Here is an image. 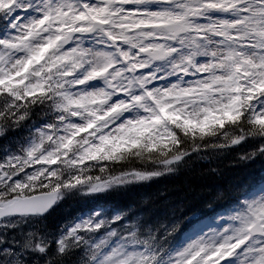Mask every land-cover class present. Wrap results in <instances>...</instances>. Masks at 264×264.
<instances>
[{
  "label": "snow or ice",
  "instance_id": "snow-or-ice-1",
  "mask_svg": "<svg viewBox=\"0 0 264 264\" xmlns=\"http://www.w3.org/2000/svg\"><path fill=\"white\" fill-rule=\"evenodd\" d=\"M240 145L226 166L264 161V0H0V264H264V194L183 246L186 205L158 196L48 223L68 192Z\"/></svg>",
  "mask_w": 264,
  "mask_h": 264
},
{
  "label": "trees",
  "instance_id": "trees-1",
  "mask_svg": "<svg viewBox=\"0 0 264 264\" xmlns=\"http://www.w3.org/2000/svg\"><path fill=\"white\" fill-rule=\"evenodd\" d=\"M222 167L225 168V164H222ZM201 170L204 169L192 165L191 169L185 171L183 174H180V176H177V179H173V176H168V181L172 182L160 184L149 194H141V197H151L164 193V195L167 196L171 194V199L175 201V203H181L184 198H188V204H190L196 202L199 198H206L208 194L214 195L220 187V179L213 173L206 176L197 175V173ZM204 189H207L208 191H202ZM115 196L119 199L123 197L117 195ZM56 223L57 220H54L49 225L55 226Z\"/></svg>",
  "mask_w": 264,
  "mask_h": 264
},
{
  "label": "bare ground",
  "instance_id": "bare-ground-1",
  "mask_svg": "<svg viewBox=\"0 0 264 264\" xmlns=\"http://www.w3.org/2000/svg\"><path fill=\"white\" fill-rule=\"evenodd\" d=\"M115 195H117V196H124L125 195V192L124 191H119V192H116Z\"/></svg>",
  "mask_w": 264,
  "mask_h": 264
},
{
  "label": "rangeland",
  "instance_id": "rangeland-1",
  "mask_svg": "<svg viewBox=\"0 0 264 264\" xmlns=\"http://www.w3.org/2000/svg\"><path fill=\"white\" fill-rule=\"evenodd\" d=\"M98 82H99V80H98Z\"/></svg>",
  "mask_w": 264,
  "mask_h": 264
}]
</instances>
